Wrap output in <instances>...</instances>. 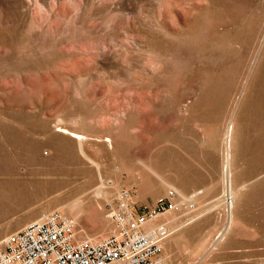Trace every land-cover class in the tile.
Segmentation results:
<instances>
[{"label": "rangeland", "instance_id": "rangeland-1", "mask_svg": "<svg viewBox=\"0 0 264 264\" xmlns=\"http://www.w3.org/2000/svg\"><path fill=\"white\" fill-rule=\"evenodd\" d=\"M124 189L175 192L163 264H264V0H0V241Z\"/></svg>", "mask_w": 264, "mask_h": 264}, {"label": "built area", "instance_id": "built-area-1", "mask_svg": "<svg viewBox=\"0 0 264 264\" xmlns=\"http://www.w3.org/2000/svg\"><path fill=\"white\" fill-rule=\"evenodd\" d=\"M175 192L140 210L124 189L112 213L117 228L97 239L77 237L75 222L59 211L43 212L0 241V264H163L167 234L161 225L147 229L163 212L177 208Z\"/></svg>", "mask_w": 264, "mask_h": 264}, {"label": "bare ground", "instance_id": "bare-ground-1", "mask_svg": "<svg viewBox=\"0 0 264 264\" xmlns=\"http://www.w3.org/2000/svg\"><path fill=\"white\" fill-rule=\"evenodd\" d=\"M67 129V128H66ZM60 130H63L62 129V127L60 128ZM68 131H69V129H68ZM72 135L73 136H75V137H77L80 141H81V139L84 137V135L83 134H81V133H78V132H73L72 133ZM107 141H111V139H107ZM81 143V142H80ZM82 150V149H81ZM86 155V154H85ZM72 156H73V154H71V153H68L67 151H62V152H60V157H61V159L62 160H68V158L69 159H72ZM74 157V156H73ZM231 157V156H230ZM229 162V161H228ZM66 171V170H65ZM66 177H65V179H64V177H59V178H55V179H53V180H49V181H47L46 182V184H42V182L40 181V184L37 186L38 188H41V187H43L44 185L45 186H49L50 188H59V187H61V186H63L64 185V182H67L66 181ZM31 184H33V182H31ZM35 184V183H34ZM8 185H9V183H8ZM102 185L99 187V189H98V192H99V194L101 193V194H104V189L102 190ZM7 189V188H6ZM105 193H107L106 191H105ZM15 197V196H14ZM233 209V208H232ZM74 221V220H73ZM155 221V220H154ZM151 223H153V221H150V222H148V224H147V226H146V228L147 229H151V228H156L157 226H152V224ZM76 224V223H75ZM149 226V227H148ZM159 226V225H158ZM165 230L167 229V227L164 225V224H162L161 225ZM78 231V230H77Z\"/></svg>", "mask_w": 264, "mask_h": 264}]
</instances>
